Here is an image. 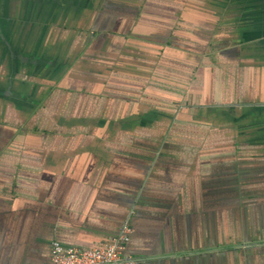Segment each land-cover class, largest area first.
<instances>
[{
    "label": "crops",
    "instance_id": "0c3cea01",
    "mask_svg": "<svg viewBox=\"0 0 264 264\" xmlns=\"http://www.w3.org/2000/svg\"><path fill=\"white\" fill-rule=\"evenodd\" d=\"M125 222L137 264H264V0H0V264Z\"/></svg>",
    "mask_w": 264,
    "mask_h": 264
},
{
    "label": "built area",
    "instance_id": "2783aa9c",
    "mask_svg": "<svg viewBox=\"0 0 264 264\" xmlns=\"http://www.w3.org/2000/svg\"><path fill=\"white\" fill-rule=\"evenodd\" d=\"M133 233V226L125 222L106 245L90 250L67 248L60 241L53 240L50 264H137V260L126 253Z\"/></svg>",
    "mask_w": 264,
    "mask_h": 264
}]
</instances>
